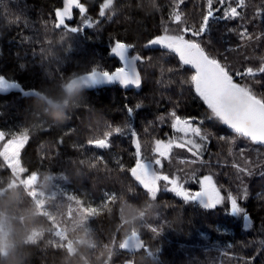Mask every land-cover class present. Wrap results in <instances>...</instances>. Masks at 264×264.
<instances>
[{
	"label": "trees",
	"instance_id": "16d2710c",
	"mask_svg": "<svg viewBox=\"0 0 264 264\" xmlns=\"http://www.w3.org/2000/svg\"><path fill=\"white\" fill-rule=\"evenodd\" d=\"M81 1L87 12L77 11L74 19L65 21L82 30L72 33L60 27L55 9L47 18L39 14L13 17L11 5L27 6V1L0 0V77L21 85L18 91L0 92V130L5 134L0 148L11 138L27 134L21 154L26 167L23 178L36 176L34 184L18 182L0 153V224L5 221L11 228L7 251H0V264H105L106 260L108 264H264V144L238 135L212 116L192 85L183 82L190 80L194 69L181 65L175 53L159 46L135 47L136 54L150 58V64L139 65L143 75L139 89L116 84L82 89L74 95L63 90L71 78L101 62L94 56L72 69L60 49L66 57L81 56L96 44L110 52L116 37L132 24L135 5L154 13L157 33L164 35L167 28L169 35L178 34L170 18L173 0H114L108 9L110 20L95 14L105 0ZM190 1L184 0L179 8L189 24L206 8V0H200V7L188 9ZM261 8L264 0H246L242 18L226 21L219 18L222 11L216 13L217 19L210 21L211 43L207 37L185 35L198 39L210 55L227 65L237 83L247 85L257 96H264V74L237 78L236 73L259 67L264 57V36L256 39L264 33V17L256 15ZM86 18L92 19L91 27L82 25ZM245 28L253 36L251 41L227 31ZM13 44L30 50L36 62L22 69L10 67ZM137 104L142 106L130 119L126 109ZM173 110L181 118L195 117L194 124L203 121L202 131L212 134L208 150L202 164L186 148L173 146L168 158H161L162 167H157L179 177L192 193L200 187L197 181L211 174L222 194L231 190L234 195H239L241 185L232 165L249 168L253 175L241 174L248 198L238 203L247 210L251 228L245 227L240 215L225 212L227 203L204 210L184 205L164 189L153 197L131 175L137 157L126 126L131 123L135 128L142 158L154 161L155 141L176 134L169 116ZM160 116L165 117L163 123ZM115 127L124 132H113L109 147L93 145L107 140ZM220 136L225 140H219ZM219 224L230 231L219 230ZM131 234L143 241L138 250L124 245Z\"/></svg>",
	"mask_w": 264,
	"mask_h": 264
},
{
	"label": "snow or ice",
	"instance_id": "6c2138e0",
	"mask_svg": "<svg viewBox=\"0 0 264 264\" xmlns=\"http://www.w3.org/2000/svg\"><path fill=\"white\" fill-rule=\"evenodd\" d=\"M173 3L174 8L170 18L178 26V34L169 35L168 29L165 28L164 35L148 40L145 47L159 46L168 52L175 53L179 57L181 65L191 66L195 70V74L190 77L189 81L183 82L192 85L196 96L211 110L212 116L238 135L246 137L254 143L264 144V96H257L247 85L235 82L233 75L227 70V65L210 55L198 39L185 38L186 34H190L193 38L207 37V42L211 43L210 21L217 19L216 13L222 11L223 14L219 18L226 21L242 18L240 10L246 7V0H206V8L201 13L198 25H189L184 14L179 11L180 5L184 3V0H173ZM113 4L114 0H105L99 15L104 17L105 10L112 7ZM73 7L79 9L81 14L87 11L86 7L79 3V0H64L63 9L57 11V13H60L64 20L60 27L72 33H78L82 31L80 28L69 27L65 22L66 19H72L71 10ZM256 15L264 17V8L259 9ZM111 18V16H108L109 20ZM87 26L91 27L92 24L88 23ZM227 31L236 33L241 40L251 41L253 39V36L248 34L246 28L241 32H237L236 29H228ZM261 36H264V33L256 36V39L259 40ZM134 47L135 45L133 44L117 41L111 47V53L120 59V66L110 71L102 68L99 64H93L88 76L84 78V82L89 84V86L100 82H118L126 88L130 86L139 88L142 78L138 65L150 64V58L141 56L139 53L130 55ZM229 51H235V49L229 48ZM260 61L259 67L255 69L248 67L245 72H237L236 75L254 77L257 73L264 74V57H260ZM21 67H24V65H21ZM160 71L163 74L165 69L161 67ZM167 71L171 72L173 69H168ZM2 84H4V78L0 77V85ZM225 96L230 97L234 104L225 105L223 103ZM141 106L137 104L135 109L127 107L128 117L130 119L133 118L135 110L141 108ZM169 116L171 118V128L182 135L179 141L169 140L167 143L157 139L154 148L157 158L154 161H147L141 158V143L138 134L131 123L126 126L133 138L137 157L135 166L130 169L131 175H134V170L139 168L140 177L137 179L138 184L143 187L145 181H147L155 186L158 192L160 191V182L163 181L164 190L180 198L184 205H194L204 210H215L227 203L229 208L225 209V212H230L232 215H240L245 221V227L251 228L252 220L247 210L238 203V200H246L248 198V190L244 185L241 174L253 175L249 168L242 167L239 164L232 165L237 171V179L240 180L241 191L239 195H234L231 190H227L225 194H222L221 187L217 186L212 175H205L202 179H199L197 183L200 185V191L192 193L184 188L183 184L180 183L179 177H170L157 170L156 166L162 167L161 158H168L173 146L186 148L203 164V153L208 150L207 143L212 135L202 131L199 125H202L203 121H200L199 125L193 123L196 119L195 117L181 118L175 110ZM158 119L163 123L165 117L160 116ZM113 132L115 134H123L124 129L121 127L111 129L108 133L105 147L109 146V137L113 135ZM4 137L5 134L0 132V141H3ZM23 137L24 134L22 133L11 140L13 142L22 141ZM218 139L225 140V137L220 136ZM229 155H231V149H229ZM261 175L264 176V172ZM151 190V187L147 189V191ZM153 230L155 231L156 229Z\"/></svg>",
	"mask_w": 264,
	"mask_h": 264
},
{
	"label": "rangeland",
	"instance_id": "374dc122",
	"mask_svg": "<svg viewBox=\"0 0 264 264\" xmlns=\"http://www.w3.org/2000/svg\"><path fill=\"white\" fill-rule=\"evenodd\" d=\"M27 1V6H22V7H17V6H12L10 7V14L13 17H18L21 14H32L36 15L39 14L43 18L49 17V14L55 9L56 14L60 15V13H57V11L62 10L64 7V0H26ZM191 6L188 9L195 8L197 9L198 7L201 6L200 0H191L190 1ZM110 11V10H109ZM189 12V11H188ZM190 13V12H189ZM105 15L108 16V11H105ZM92 19L86 18L85 21H83L82 25H85L88 21L90 22ZM200 17L195 18L192 20V22L189 24H197L199 23ZM157 28H156V18L155 15L152 11H150L147 8H141L139 6H134V18L133 22L130 25L129 28L123 30L120 32L121 37L127 41V42H134L137 41L136 43H144L146 40H150L155 38L156 36H159L160 33H157ZM148 38V39H147ZM143 39H145L144 42ZM191 39V38H187ZM10 54L12 57V63L10 67L15 68V69H22L24 67L30 66L36 62V58L31 56L30 50L26 49H21L17 45H10ZM105 49L99 47L96 44V47H91L89 48L84 54L81 56H73V57H66L64 54V51L60 49V54L61 57L64 59V61H67L69 63H72L73 67L78 65L79 62L81 61H86L91 57H96L97 61L101 64H104L106 67L107 65L105 64L104 61H106L107 58H109L111 52L105 51ZM21 65H24V67H21ZM0 132H2L0 130ZM181 133H176L174 136H169L166 137L163 141L167 143L169 140L172 141H179L181 137ZM12 139V138H11ZM9 140L7 144L3 143V146L0 148V153L3 157V159L6 161V163L9 165L10 168L15 173L16 180L20 183H25L27 182V185H30L31 183L36 182V176L31 175L23 178V172L25 171L26 167L22 163V158L21 154L23 151L24 146L26 145L29 136L27 134H24L23 140H18L16 142H13V140ZM2 141H0L1 143ZM5 144V145H4ZM142 158V157H141ZM144 159V158H142ZM145 160V159H144ZM194 160V159H192ZM148 161V160H147ZM152 161V160H150ZM157 170L162 172L157 166ZM164 174V173H163ZM211 175V174H208ZM134 176L138 179L140 177V169L137 168L134 170ZM213 176V180L216 182L215 175ZM174 177V176H172ZM144 186L146 189L151 187L150 194L153 197H156L159 192L164 189V182H160V191L155 188V186L151 185L149 182L145 181ZM218 186V185H217ZM219 187V186H218ZM70 189L69 187H67ZM200 189V187H199ZM197 189L195 193L199 190ZM71 191V190H70ZM219 230L221 231H230L229 227L226 225L219 224L218 225ZM10 224L3 221L0 224V243L2 247V252L5 253L7 251L6 249V244L9 238L10 234ZM58 232L60 235L63 237L66 236V232L62 231L61 229H58ZM109 262V261H108ZM131 264V263H129ZM133 264V263H132Z\"/></svg>",
	"mask_w": 264,
	"mask_h": 264
},
{
	"label": "water",
	"instance_id": "95a60500",
	"mask_svg": "<svg viewBox=\"0 0 264 264\" xmlns=\"http://www.w3.org/2000/svg\"><path fill=\"white\" fill-rule=\"evenodd\" d=\"M79 3H81V2L79 1ZM81 4H83V3H81ZM83 5L86 7L85 4H83ZM73 8H75V7H73ZM86 9H87V7H86ZM138 69L140 70L139 66H138ZM140 73H141V70H140ZM88 74H89V72H86V73H83V74H80L78 76L73 77L68 82V84L64 87L65 93H67L69 95H74L76 92H78V91H80L82 89H90V90L102 89V88L107 87V86H112L114 84H119L118 82H100V83H97L95 85L89 86V84L84 82V78L86 76H88ZM236 77L238 78L240 76L237 75ZM141 78H142V83H143V75H142V73H141ZM142 83H141V86H142ZM20 87H21V85H20L19 82L9 81V80L4 78V84L0 85V92L8 93V92L13 91V90L18 91L20 89ZM139 88H136L134 86L128 87V89H139ZM32 93L34 95H37V96L41 97V98H44V95L38 93L37 91H32ZM223 103L225 105H232V104H234V101L230 97L225 96L223 98ZM105 142H106V140L99 141V142L93 143V145L96 146V147H99L100 145L105 144ZM199 191H197V192H199ZM133 241H136V243L133 244L132 243ZM128 245H131V247L133 249H138L139 247H141L142 241L139 239L137 234H133V235L129 236L125 240V247H128Z\"/></svg>",
	"mask_w": 264,
	"mask_h": 264
},
{
	"label": "flooded vegetation",
	"instance_id": "af4514ba",
	"mask_svg": "<svg viewBox=\"0 0 264 264\" xmlns=\"http://www.w3.org/2000/svg\"><path fill=\"white\" fill-rule=\"evenodd\" d=\"M81 1V0H80ZM82 2V1H81ZM101 7H102V4L100 5V6H98L97 7V9L95 10V14H98L99 15V12H100V9H101ZM77 11H79V9H77V8H72V10H71V13H72V19H74V17L76 16V12ZM105 11H108V16H111V12L108 10V9H106ZM57 16H58V19L60 20V22H61V24H63L64 23V20H63V18H62V16H60V15H58L57 14ZM100 16V15H99ZM108 16H104V17H101L100 16V18L99 19H103V18H107ZM71 19V20H72ZM71 20H68V19H66V21H71ZM148 39V38H147ZM117 41H121V42H124V43H129V44H133V45H135V47H137V48H142L143 50H147L148 48H146L145 47V45H146V43H147V41L148 40H146V42H144L145 41V39H143V41L142 42H144V43H136L137 41H134V42H127V41H125L122 37H121V35L120 36H118V37H116V39H115V41H114V43H113V46H114V44L117 42ZM135 47L131 50V52H130V55H134V54H136L135 52H134V50H135ZM110 52H111V47H110ZM105 62V64L107 65L106 67H104L105 69H107V70H114L116 67H119L120 66V63H121V61H120V59L118 58V57H116L115 55H113L112 53H110V56H109V58H107L106 59V61H104ZM101 66H105L104 64H101ZM89 72V71H88ZM86 73V72H85ZM82 74V73H81ZM119 85V84H118ZM108 87V86H107ZM120 87H122V88H126V87H123V86H121L120 85ZM105 88V87H104ZM103 89V88H102ZM126 89H128V88H126ZM95 90H99V89H95ZM163 141V140H162ZM133 244H135L136 243V241H133L132 242ZM128 248L129 249H131V250H133V248L131 247V245H128Z\"/></svg>",
	"mask_w": 264,
	"mask_h": 264
},
{
	"label": "clouds",
	"instance_id": "9594fccd",
	"mask_svg": "<svg viewBox=\"0 0 264 264\" xmlns=\"http://www.w3.org/2000/svg\"><path fill=\"white\" fill-rule=\"evenodd\" d=\"M3 249H2V247H0V251H2Z\"/></svg>",
	"mask_w": 264,
	"mask_h": 264
},
{
	"label": "bare ground",
	"instance_id": "6f19581e",
	"mask_svg": "<svg viewBox=\"0 0 264 264\" xmlns=\"http://www.w3.org/2000/svg\"><path fill=\"white\" fill-rule=\"evenodd\" d=\"M14 45V44H13Z\"/></svg>",
	"mask_w": 264,
	"mask_h": 264
}]
</instances>
